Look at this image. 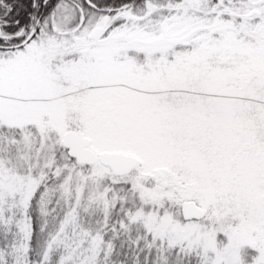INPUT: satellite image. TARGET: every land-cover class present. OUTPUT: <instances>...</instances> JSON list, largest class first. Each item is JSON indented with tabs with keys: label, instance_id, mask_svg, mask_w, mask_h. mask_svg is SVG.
<instances>
[{
	"label": "snow or ice",
	"instance_id": "obj_1",
	"mask_svg": "<svg viewBox=\"0 0 264 264\" xmlns=\"http://www.w3.org/2000/svg\"><path fill=\"white\" fill-rule=\"evenodd\" d=\"M0 264H264V0H0Z\"/></svg>",
	"mask_w": 264,
	"mask_h": 264
}]
</instances>
